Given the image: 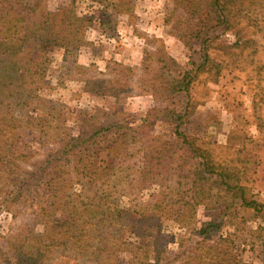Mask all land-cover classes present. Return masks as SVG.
Wrapping results in <instances>:
<instances>
[{
	"label": "rangeland",
	"instance_id": "1",
	"mask_svg": "<svg viewBox=\"0 0 264 264\" xmlns=\"http://www.w3.org/2000/svg\"><path fill=\"white\" fill-rule=\"evenodd\" d=\"M208 1L211 0H74L71 4L70 0H30V6L39 3L35 19L46 11L54 13L72 5L77 16H87L91 23L82 36L83 45L73 50L66 61L61 48L55 47L48 54L36 97L27 107L15 111L21 124L0 135V155L4 157L0 163L3 252L9 249L10 236L24 228L33 229L38 236L43 232L37 215L48 201L43 187H29L17 201H12L10 194L27 173L45 170L47 162L68 163L61 170L63 182L59 190L70 197L62 203L101 195L106 189L104 180L115 202L132 208L135 197H149L150 191H140L134 180L145 156L160 168L158 159L170 162L161 182L166 179L163 185L168 187V193L190 198L192 188L188 182L195 178L193 171L202 161L199 155L208 152L213 162L229 167L238 184L246 188L248 199L264 203V0H228L225 25L216 22L218 18L208 8ZM26 13L27 8L20 9L22 16ZM217 23L220 27L209 43V64L194 78L190 76L188 90L165 98L152 95L151 84H164L166 76L180 78L204 61L202 45L194 33ZM238 40L240 45L229 50ZM163 62L171 67L166 68ZM106 81L117 95L100 93L99 87L106 86ZM167 109L182 115L181 124L167 122L157 113ZM154 110L144 123L146 115ZM108 122L116 125L114 130L96 136L78 150L66 146L72 138ZM134 127L140 128L131 131ZM181 133L189 139L193 152L186 150ZM86 134L87 138L89 133ZM158 154L161 157H156ZM78 162L89 171L100 167L96 171L99 177L91 180L86 171L83 176ZM50 165L49 168L53 166ZM108 165L121 170L117 190L110 179L100 178L101 168L108 169ZM49 168L42 173L44 180L50 177L49 172L59 175ZM205 188L213 200L207 206L196 207L198 229L209 216L217 219L223 202L237 200L226 196L222 201L223 188L211 182ZM234 204L245 224L237 225L243 229L234 240L238 258L241 264H263L260 238L264 235V217L251 208L240 207L239 202ZM70 206L73 205L61 206L55 219L68 220V211H61ZM166 226L176 240L167 244L158 264H180L182 253L198 247L202 238L170 222ZM227 232H233V227L223 224L218 235L225 236ZM51 260L53 264H75L72 260L65 262L57 253Z\"/></svg>",
	"mask_w": 264,
	"mask_h": 264
},
{
	"label": "trees",
	"instance_id": "2",
	"mask_svg": "<svg viewBox=\"0 0 264 264\" xmlns=\"http://www.w3.org/2000/svg\"><path fill=\"white\" fill-rule=\"evenodd\" d=\"M70 2L72 4L74 0ZM208 3L211 13L219 19H216V22L221 25L228 24L224 10L228 0H211ZM22 8H27L26 16L20 14ZM38 8L39 3L30 6V0H0V135L21 124L15 117V111L17 108L27 107L30 100L36 97L49 61L48 54L55 47L61 48L64 50L66 61L73 50L83 45L82 36L91 23L87 16H77L72 5L54 13L46 11L40 18L35 19L34 14ZM220 24H214L213 28H200L194 33V38L200 40L202 45L204 61L191 71L184 72L180 78L166 76L164 84H151L152 95L158 94L160 98H165L166 95L178 96L188 90L192 80L190 76L194 78L209 64V43ZM239 43L238 40V43L229 47V50L238 47ZM163 63L166 68L171 67L170 64ZM261 67L264 68V64ZM106 83L103 88L99 87L102 91L100 93L113 92L112 95H117L112 84L107 81ZM154 112L155 110L150 111L143 122L146 123ZM157 113L167 122L179 124L182 122V115L176 110H158ZM115 127L116 125L110 122L102 124L92 132L91 130L86 132L89 133L87 138L86 133L80 134L68 141L66 146L68 144L69 150H78L96 136L114 130ZM136 128L140 127L130 130L134 131ZM181 136L183 144L188 146L186 150L193 152L191 144L188 143L189 139H185L183 133ZM196 153L198 154V151ZM62 155L66 153L62 151ZM156 157L161 156L158 154ZM209 157L208 152L199 155L202 161L197 162V167L193 171L195 178L188 182L192 188V196L188 198L181 194L175 196L174 193H168V187L163 185L166 179L161 182L160 177L168 173L170 162L158 159L157 163L162 165L160 168L156 163L149 161V156H145L134 180L138 182L137 187L140 191H150L149 197L147 200L135 197L132 199L135 203L132 208L121 207L115 202L103 179L102 185L106 186V189L101 195H90V200L86 198L87 201L82 198L74 203L70 200L62 203L70 197L63 190H59L63 182L60 177L61 170L68 167V163L53 165V162H47L45 170L38 168L27 173L10 194L12 201H17L29 187H36L34 189L43 187L48 201L43 203L37 214L43 232L38 236L33 233V229L24 228L10 236L12 242L8 243V251L3 252L0 248V264H53L51 256L55 253L66 259L65 262L72 260L75 264H158L167 244L176 240L174 234L170 236L171 233L167 232L166 224L169 222L177 225L179 229L190 230L191 235L197 234L202 238L198 247L182 253L180 264H241L234 240L237 234L243 231L237 225L245 227V224L234 203L239 202L240 207L251 208L256 215L263 217L264 203H259L253 198L248 199L246 188L238 184L229 167L216 164ZM3 161L4 157L0 155V163ZM49 164L53 166L49 168ZM90 164L94 167L92 163ZM85 166L81 164L78 166L83 176L86 171L90 173L91 180L99 177L96 171L100 167L89 171ZM46 168L51 171L57 170L59 175L55 177L49 172L47 175L50 177L44 180L42 173H45ZM101 170L100 178L107 181L110 179L113 189L117 190L119 185L117 176L121 170L116 169L115 165L111 168L108 165V169L106 166ZM55 181L56 184H53ZM133 182L131 180L130 183ZM208 182L223 188L225 194L221 197L222 201L226 196L237 200L223 202L217 215L219 220L209 216V220L202 223L198 229L195 226L196 207L207 206L213 200L210 198V190L205 188ZM67 204L73 206L68 210L62 209L61 212L68 211L69 219L60 222L55 219L56 211ZM56 205L58 208L55 209ZM223 224L233 227V232L219 236ZM208 240H211L210 244L207 243ZM260 240L264 264V235H261ZM179 246L181 248L182 243H179Z\"/></svg>",
	"mask_w": 264,
	"mask_h": 264
}]
</instances>
